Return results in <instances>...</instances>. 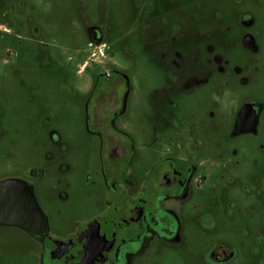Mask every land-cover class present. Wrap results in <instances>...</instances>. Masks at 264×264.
<instances>
[{
  "label": "flooded vegetation",
  "instance_id": "obj_1",
  "mask_svg": "<svg viewBox=\"0 0 264 264\" xmlns=\"http://www.w3.org/2000/svg\"><path fill=\"white\" fill-rule=\"evenodd\" d=\"M69 2L85 38L63 44L48 0H0V183L30 185L47 222L33 234L4 222L31 212L0 206V264H264V0ZM21 69L45 132L24 169L6 124ZM82 105L101 156L77 184L51 125Z\"/></svg>",
  "mask_w": 264,
  "mask_h": 264
},
{
  "label": "rangeland",
  "instance_id": "obj_2",
  "mask_svg": "<svg viewBox=\"0 0 264 264\" xmlns=\"http://www.w3.org/2000/svg\"><path fill=\"white\" fill-rule=\"evenodd\" d=\"M70 0H48L46 7L48 10H36L39 17L44 16L47 24L46 29L57 33V39H62L63 44L72 43L71 40L79 37L85 38V26L81 23V20L77 17L76 7L69 2ZM58 7V8H57ZM57 43V41H54ZM25 80L24 70L21 69L15 77L16 81V102L17 106L13 112L11 108L7 107L6 124L10 126V137L16 138V151L18 158H25L24 161H18L17 166L22 169L41 166V159L38 157L33 143L36 138L41 140L45 137L44 128L38 127L37 122H29L26 119V104L24 89L20 88V82ZM46 86L52 88L55 92L60 90L61 86L58 85L55 77L48 76L45 78ZM82 85H85V80L81 78ZM8 84V81L5 82ZM135 97V96H134ZM8 98L5 97L8 103ZM145 108L147 105V93L144 94ZM85 101V100H84ZM85 106L82 105L81 110H66L63 113V118L59 121H54L52 127L59 131L63 139L71 147L69 160L75 168V172L70 174L69 177L74 175L73 182L77 184L90 183L97 178L96 170L98 168V162L101 156V150L99 144L92 137L89 131L88 123L86 121L87 113ZM137 106L135 103L130 105V113L132 115L138 114ZM147 113V111H145ZM38 113V109L33 108V114ZM14 114V117H13ZM14 119V121H13ZM145 121H147L145 119ZM127 132L130 133L137 127L135 119H129L127 124ZM34 131V134L31 133ZM133 134V131H132ZM5 143H8L6 140ZM137 163V160H136ZM135 163V165H136ZM68 177V178H69ZM49 210L53 209V205H47ZM73 215V213H72ZM67 219L56 217L53 225V232L55 236H62L64 230L67 228Z\"/></svg>",
  "mask_w": 264,
  "mask_h": 264
},
{
  "label": "water",
  "instance_id": "obj_3",
  "mask_svg": "<svg viewBox=\"0 0 264 264\" xmlns=\"http://www.w3.org/2000/svg\"><path fill=\"white\" fill-rule=\"evenodd\" d=\"M5 191H9L10 198L5 202L1 201L0 206L2 207L5 203L10 204L14 208L11 209L10 215H19L25 208L27 209V213L31 212V219L19 220L13 218L11 220H4L5 223L23 227L33 234H37L40 225L46 228V218L36 202L30 185H25L20 180H8L0 183V195Z\"/></svg>",
  "mask_w": 264,
  "mask_h": 264
}]
</instances>
